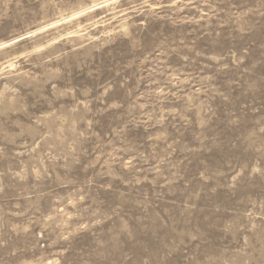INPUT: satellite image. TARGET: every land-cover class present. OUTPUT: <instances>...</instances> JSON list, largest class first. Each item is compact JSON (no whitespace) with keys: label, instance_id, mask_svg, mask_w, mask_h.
Wrapping results in <instances>:
<instances>
[{"label":"rangeland","instance_id":"obj_1","mask_svg":"<svg viewBox=\"0 0 264 264\" xmlns=\"http://www.w3.org/2000/svg\"><path fill=\"white\" fill-rule=\"evenodd\" d=\"M0 264H264V0H0Z\"/></svg>","mask_w":264,"mask_h":264},{"label":"bare ground","instance_id":"obj_2","mask_svg":"<svg viewBox=\"0 0 264 264\" xmlns=\"http://www.w3.org/2000/svg\"><path fill=\"white\" fill-rule=\"evenodd\" d=\"M58 24H59V22H55V23L49 24V25L46 26V27L39 28V29H35L34 31H32V33H31V32H27V33L21 34L19 37H16V38H14V39H11V40H8V41H5V42L1 43V44H0V48H1V47H4V46H6V45L12 44V43L20 42V40L25 39V38L34 37V35H35L37 32H41V31H43V30L48 29L49 27H52V26H55V25H58Z\"/></svg>","mask_w":264,"mask_h":264}]
</instances>
